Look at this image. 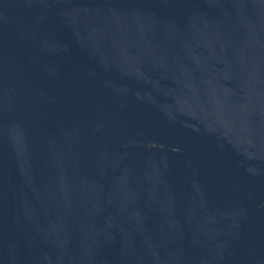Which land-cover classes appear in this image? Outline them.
Instances as JSON below:
<instances>
[{
	"label": "water",
	"instance_id": "1",
	"mask_svg": "<svg viewBox=\"0 0 264 264\" xmlns=\"http://www.w3.org/2000/svg\"><path fill=\"white\" fill-rule=\"evenodd\" d=\"M0 264H264V0H0Z\"/></svg>",
	"mask_w": 264,
	"mask_h": 264
}]
</instances>
